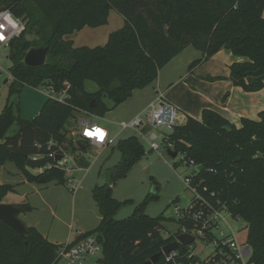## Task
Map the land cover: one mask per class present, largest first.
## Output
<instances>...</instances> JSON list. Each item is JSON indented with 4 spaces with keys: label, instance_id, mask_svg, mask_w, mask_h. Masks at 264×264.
<instances>
[{
    "label": "trees",
    "instance_id": "1",
    "mask_svg": "<svg viewBox=\"0 0 264 264\" xmlns=\"http://www.w3.org/2000/svg\"><path fill=\"white\" fill-rule=\"evenodd\" d=\"M112 10L125 23L104 47L76 48L65 40L85 28L107 25ZM6 11L26 24L25 31L8 47L13 78L10 95L21 93L24 87H52L57 92L69 87L66 101L49 98L31 121L16 116L13 104L0 114V166L14 163L31 183L44 180L67 185L63 171L44 169L33 175L27 161L58 147L86 154L90 142L75 143L67 129L75 114L104 117L135 91L157 81L160 71L188 47L202 55L190 65V73L227 50L243 60L230 66L233 85L246 93L264 88V74L254 75L264 71V0H0V12ZM29 35L36 40H29ZM40 48H49L46 63L38 68L26 66V54ZM87 82L98 90L89 92ZM166 143L188 166L194 162L203 167L195 183L247 224L252 261L264 264V111L257 121L242 119L238 128L206 109L201 120L189 117L185 125L175 127ZM117 150L122 160L113 185L145 155V147L135 136L120 140ZM80 166H88L84 158ZM11 192L12 186H0V204ZM92 195L102 220L83 237L98 235L104 251L102 264H145L175 241L163 236L164 224L170 219L145 213L156 196L147 197L131 217L116 220L119 210L133 201L115 200L113 186L107 185L96 186ZM17 207L21 213L32 211L28 204ZM27 230L23 240L0 222V264H51L55 260L60 245L50 243L35 228ZM155 264H165L164 257Z\"/></svg>",
    "mask_w": 264,
    "mask_h": 264
},
{
    "label": "crops",
    "instance_id": "2",
    "mask_svg": "<svg viewBox=\"0 0 264 264\" xmlns=\"http://www.w3.org/2000/svg\"><path fill=\"white\" fill-rule=\"evenodd\" d=\"M71 36L73 35L65 37V40H69L68 37ZM201 58L202 55L198 50L188 47L160 71L157 81L143 90L135 91L125 103L107 113V116L104 117L106 124L104 126L98 124L109 132V142L105 148H110L115 139V137L112 138V130L108 127L117 123L120 126L122 123L140 116L143 110L156 99L159 91L165 94L168 102L178 108L180 112L179 126L185 125L189 117L201 120L202 113L206 109L219 113L238 128L241 127V120L244 118L259 120L260 112L264 111V88L259 92L246 93L241 88L235 87L229 80L230 66L243 60L236 58L227 50H221L212 59L218 63V68L212 74L208 73L207 75L223 79L202 83L198 70L191 73L188 70L191 63ZM29 172L38 175L42 170H38V172L29 170ZM0 173L5 179V184L0 185H10L16 188L15 195L11 200L3 203L15 206L30 205L32 211L21 213V221L27 227L35 228L54 245L73 241L79 233L94 231L102 220L96 202L94 201L96 206L94 207L88 198L85 199L84 190L79 187V180L78 187L72 190L73 194H70L64 186L58 185L56 182H52L48 186H45L44 183L29 182L12 162L0 166ZM69 199L72 201L71 206H67ZM177 199L179 200V198ZM65 213L70 218L71 213L72 217L78 218L79 228L77 230L73 229L71 220L66 222L63 219Z\"/></svg>",
    "mask_w": 264,
    "mask_h": 264
},
{
    "label": "rangeland",
    "instance_id": "3",
    "mask_svg": "<svg viewBox=\"0 0 264 264\" xmlns=\"http://www.w3.org/2000/svg\"><path fill=\"white\" fill-rule=\"evenodd\" d=\"M124 23V19L117 12L112 10L109 15L108 24L100 27V30L96 31L92 30L93 28H85V30L83 29L82 31L75 32L73 36L68 37L69 40L67 41H72L76 48L104 47L108 43L110 35L123 28ZM28 39L34 41L36 37L29 35ZM8 55L9 48L0 46V114L8 104H13V111L16 116H19L22 120L31 121L38 116L43 105L49 100L50 94L44 86H40L39 88L24 87L21 93L11 96L9 88L13 83V78L10 76L9 69L12 66V62L8 58ZM212 59L213 58L205 62V65L202 64L195 69L199 71L197 72L199 73V79L202 83L205 81L208 83L214 82L211 80L212 77H208L209 75H207L208 73L212 74L218 68V63ZM86 89L89 92H96L98 87L91 82H87ZM104 117H97L85 112L76 113L75 118L70 120L67 125L70 136L74 137L73 134L77 135L82 131L80 120L83 119L89 122L95 121L97 124L104 126V124H106ZM108 128L112 130V138L115 137L111 147L101 150L99 155L95 152L97 150L91 145V147L88 148V152L84 154V159L88 163L87 167L89 168V172L85 173V171H82L75 174L74 177L80 181L79 187L84 190L85 199L88 198L90 204L94 207L96 206L93 196L91 195L93 188L105 185V172L120 166L122 157L117 150L119 141L135 136L139 138L145 150L150 151L148 143L139 136L136 130H122L119 123L111 124ZM14 131L15 129L11 131V134H13ZM172 132L173 128H164L163 131L158 132L160 135V139L158 140L161 147L160 151L150 152V154L144 155L125 177L118 179L113 185V198L115 200L120 203L133 201V204L125 205L119 210L115 216L116 220H125L131 217L136 207L143 203L147 197H157L156 200H151L149 202L146 206L145 213L151 218H157L163 215L170 219L169 222L164 224L163 236L165 238H175L176 234L179 232L180 225L176 221L177 218L173 202L179 198L182 207L189 202L191 192L187 189L184 179L194 175L196 172L194 167L188 166L187 163L182 161L183 156L179 155L176 158L170 157V148L163 139ZM145 133H148V130H145ZM175 163L178 164L177 168L174 167ZM29 170L38 172V169L29 168ZM51 183L52 182L44 183V185L48 186ZM0 184H5V179L1 176V173ZM12 187L13 192L9 193L3 202H9L13 195H15L16 188L14 186ZM64 188L67 189L70 194H73L72 185L69 181ZM71 204L72 201L69 199L67 206H71ZM63 219L66 222L71 220L74 230L79 228L77 223L78 218L72 217V213L71 218L65 213ZM228 222L234 230H239L242 228L243 224H246L242 219H240V221L229 219ZM247 237L248 234L244 231L242 238L246 240Z\"/></svg>",
    "mask_w": 264,
    "mask_h": 264
},
{
    "label": "built area",
    "instance_id": "4",
    "mask_svg": "<svg viewBox=\"0 0 264 264\" xmlns=\"http://www.w3.org/2000/svg\"><path fill=\"white\" fill-rule=\"evenodd\" d=\"M7 13H10L6 11ZM12 15V14H11ZM13 19L22 25V30L18 27L12 29L7 26L6 22L0 17V23H5L6 30L3 32L8 39L0 41V46L7 48L14 38L20 37L25 31L26 24L22 19ZM18 33V34H17ZM49 92V98L59 102H64L68 98V86L57 92L52 87H45ZM1 92V89H0ZM180 112L178 108L166 100L165 94L161 91L157 92L156 99L151 102L147 108L143 110L140 116L124 122L120 125L122 130H136L139 136L145 140L150 151L145 150V155L150 152L160 151L158 140L160 135L158 132L164 128H175L179 126ZM82 131L77 135L73 134L75 143L81 140H87L92 147L100 155V151L105 149L109 142V132L94 121L89 122L80 120ZM100 128L105 133L103 140L95 137L85 136V132L93 128ZM148 130V133H145ZM165 136L163 140H167ZM170 150L173 148L169 146ZM61 157L60 159H57ZM84 158V154L66 150L64 147H58L57 150L51 151L46 156H34L31 159L47 161L44 169H59L65 173L67 183L72 185L75 190L79 181L74 178L75 174L85 171L89 172V168L80 166V159ZM196 172L190 177H186L184 182L187 189L191 192L189 202L182 207L180 201H174V211L177 222L180 223L179 232L175 236V241L179 235H188L193 238V242L188 245L179 243L178 248L164 257L165 264H255L252 261L253 249L248 240H244L242 235L244 231L248 234L247 224H243L239 230H234L228 220L234 219L240 221L239 217H235L228 210L226 204L216 200L215 195H208L206 188L201 189L200 183H195V177L199 172V167L191 162ZM85 233H79L73 241L61 244L59 246L57 256L51 264H102L104 259L103 246L98 235L84 236ZM174 241V242H175Z\"/></svg>",
    "mask_w": 264,
    "mask_h": 264
},
{
    "label": "water",
    "instance_id": "5",
    "mask_svg": "<svg viewBox=\"0 0 264 264\" xmlns=\"http://www.w3.org/2000/svg\"><path fill=\"white\" fill-rule=\"evenodd\" d=\"M49 52V48H40V49H32L30 50L24 59V63L28 67L38 68L43 66L46 63L47 55ZM264 71L260 70L254 73L255 76H262ZM94 102L91 104V107H94ZM230 130V129H229ZM169 155L172 158L177 157V153L173 150H169ZM58 157L57 159H60ZM47 161L45 159L41 160H33L29 159L27 161V168L30 169H43L46 165ZM199 170L202 171L203 167H199ZM120 172V166L105 172V185L113 186V178ZM40 183H45V181H41ZM21 209L12 204H0V222L4 223L5 225L11 227L14 231H16L19 236L25 240L28 235L27 226L21 221L20 219ZM193 242V238L188 235H179L176 238V241L167 245L163 248L162 252L157 254L156 256L152 257L150 261L145 264H155L158 260L163 256L169 255L171 252L175 251L179 243L183 245H188Z\"/></svg>",
    "mask_w": 264,
    "mask_h": 264
},
{
    "label": "clouds",
    "instance_id": "6",
    "mask_svg": "<svg viewBox=\"0 0 264 264\" xmlns=\"http://www.w3.org/2000/svg\"><path fill=\"white\" fill-rule=\"evenodd\" d=\"M0 17H2L3 20L6 22V25L7 26H11L12 29L15 30V29H17L19 27L20 30H22V25H18V22L13 19L11 13L0 12ZM6 25H5V23H0V37L3 38L0 41H4V40L8 39V37H5L4 34H3V32L6 30ZM89 137H95L98 140H101V137L104 139L105 133L103 131H101L100 128L96 127V128H93L91 130V134H90ZM37 146H39V145H37Z\"/></svg>",
    "mask_w": 264,
    "mask_h": 264
},
{
    "label": "snow or ice",
    "instance_id": "7",
    "mask_svg": "<svg viewBox=\"0 0 264 264\" xmlns=\"http://www.w3.org/2000/svg\"><path fill=\"white\" fill-rule=\"evenodd\" d=\"M3 38L2 37H0V40H2ZM90 134H91V130H89V131H86L85 132V136H87V137H89L90 136ZM101 140H103V138L101 137Z\"/></svg>",
    "mask_w": 264,
    "mask_h": 264
}]
</instances>
